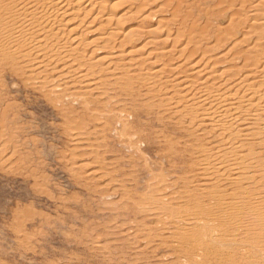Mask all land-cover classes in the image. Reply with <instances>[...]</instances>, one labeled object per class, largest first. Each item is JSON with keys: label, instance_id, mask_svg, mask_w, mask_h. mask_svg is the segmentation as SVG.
<instances>
[{"label": "rangeland", "instance_id": "rangeland-1", "mask_svg": "<svg viewBox=\"0 0 264 264\" xmlns=\"http://www.w3.org/2000/svg\"><path fill=\"white\" fill-rule=\"evenodd\" d=\"M94 1L97 6L83 22L81 29L86 28V31L79 37L80 45L76 50L86 55L96 49L91 56H85L92 63L97 56L104 55L107 49L102 48L103 45H116L132 28L143 31L133 37L138 38L137 45L131 49L133 57H154L157 50L167 47L172 50L171 55H167L173 57L170 61L182 62L181 58H176L179 53L175 48L185 45V37L177 38V46L172 41L168 44L145 42L152 37L150 29L159 27V20L166 19L170 21L171 29L183 31V25L178 24L180 20L182 23V17L172 14L176 4L180 5L184 17L193 11V19L201 25L206 22V17L211 16L210 11L226 8L223 13L219 11L223 17H210L212 31L227 26L233 17L243 23L237 28L239 33L235 38L233 36L223 48L212 52L214 58L234 44L239 49H248L264 43V8L254 15L248 9L250 4L254 2L255 5L259 0ZM220 2L224 3L221 7ZM76 7L75 0H72L69 8L75 10ZM239 8L242 13L238 12ZM99 10L101 16L91 22L92 15ZM82 12L68 16H77L71 23L80 22ZM105 15L109 16L107 20ZM175 19L179 21L176 23ZM69 26L62 22L56 27L60 28L59 32L67 34L65 29ZM81 29L77 30L78 34ZM109 32L114 36L104 38ZM74 43L70 41L69 45H76ZM206 43L213 45L212 41H203V45ZM152 57L147 60L154 59ZM195 57L197 60L200 55ZM229 57L214 65L211 62L210 66L214 67L210 69L219 71L231 67L234 63L229 62ZM20 64L11 60L4 68L0 65V264H198V259H187L173 247L176 232L172 235L161 233L157 237L149 232L151 227L159 226L158 221L166 215L149 211L142 198L149 193L147 184L153 178L157 181L164 179L163 187L175 181L176 185L169 186L166 192L184 191L189 183V188L200 187L199 177H192V182L189 178V183L183 181L190 175L183 167L190 165L197 156V150L191 148H199L213 136L211 133L198 135L200 128L196 125L201 120L187 125L188 119L178 123L181 116L173 114V110L163 107L159 112H152L144 109L142 102L148 91L145 87L137 89L140 95L135 96L136 103L129 97L112 101L98 99L97 102L96 96L82 91L84 88L77 85L78 82L68 85L69 89H57L53 82H48V94L45 88H34L24 73H19ZM57 64L56 68H59L61 62ZM149 67L146 63L143 66L144 69ZM29 69L32 73V66ZM74 89H82L80 96L74 98L69 93ZM187 102H180L179 108ZM110 108L120 110L119 114L123 109H133L135 116L122 115L126 121L132 122L134 130H141L139 135L146 139L145 142H137L136 149L129 148L121 141L123 139L117 137L121 129L119 123H111L116 130L111 125L103 130L101 117L97 115L98 122L90 117L93 112L102 113ZM76 133L84 140L74 142L76 140L71 137ZM104 136L105 140H102ZM167 145L174 146L172 154L167 153L170 149ZM95 169L99 172H94ZM196 194L203 199L201 191Z\"/></svg>", "mask_w": 264, "mask_h": 264}, {"label": "bare ground", "instance_id": "bare-ground-1", "mask_svg": "<svg viewBox=\"0 0 264 264\" xmlns=\"http://www.w3.org/2000/svg\"><path fill=\"white\" fill-rule=\"evenodd\" d=\"M71 2L72 0H0L1 67L4 68L11 60L20 62L19 73L23 72L34 88H45L48 94V82H53L57 89H69L68 85L78 82L77 85L84 88L82 91L96 96L97 102L98 99L112 101L122 97L135 101V96L140 95L137 89L145 87L148 91L145 94L146 100L142 102L144 109L152 112H159L163 107L173 110V114L181 116L178 123L182 119H188L187 125L201 120L196 125L200 128L198 135L211 133L212 140L199 148H191L197 150V156L190 165L183 167L190 174L183 181L189 183V178L192 182V177H199L200 187L189 188V183L184 191L169 190V194L166 190L169 186L176 185L175 181L163 187L164 179H151L147 184L149 193L144 194L142 200L149 211L153 210L155 215L163 213L166 217L160 219L159 226L151 227L149 232L156 234V237L161 236V233L172 235L176 232L173 247L187 259H198V264H264V43H258L257 48L248 49H239L234 44L214 58L212 52L223 48L233 36L235 38L239 33L237 28L243 23L233 17L229 19L227 26H217L212 31L210 17H223L220 12L223 13L226 8H220V12L213 11L214 9L212 13L210 11L211 16L206 17V22L201 25L193 19V11L187 12L184 17L180 5L176 4L172 14L182 17V23L180 20L178 24L183 25V31L171 29L170 21L166 19L159 20V27L150 29L152 37L145 42L168 44L172 41L176 45L179 36L185 37L184 46L177 50L174 46L179 53L176 58H181L182 62H171L173 57L169 58L167 55L172 50L167 47L157 50L154 57L148 56L154 59L147 60V56L146 59L142 56L133 57L132 48L138 42V38L133 37L142 30L132 28L116 45H103L102 48L107 49L104 55L97 56L92 63L85 56H91L96 49L86 55L76 50L80 45L79 37L86 31V28L81 29L83 22L97 6V2L75 0V10L69 8ZM221 2L220 7L224 4ZM253 3H249L250 8L248 7L252 15L264 8V0H259L255 5ZM241 6L244 9V4ZM240 9L242 8L238 9L239 13ZM81 10L83 16L80 22L71 23L77 16H68L78 15ZM101 12L99 10L92 15L91 22L98 19ZM108 18V15L104 16L105 20ZM256 20L258 19L255 18L254 22ZM62 22L70 24L65 29L67 34L59 32L60 28L56 27ZM254 22L251 23H257ZM80 29L78 34L77 30ZM110 36H114V33L109 32L104 38ZM70 41L76 45H69ZM203 41H212L213 45H203ZM197 55L200 58L196 60ZM227 56H230L229 62L234 63L231 67L219 71L210 69L214 67L210 66L211 62L214 65ZM58 62H61V66L56 68ZM145 63L151 67L144 69ZM30 66L32 73H29ZM190 75L194 78H190ZM75 90L69 91L74 98L81 93L80 89ZM182 101L188 102L179 108ZM116 102L117 100L113 103ZM85 107L88 109L87 105ZM112 109L103 110L102 113L93 112L90 117L97 121L99 115L102 129L110 128L113 122L119 123L121 129L117 132L118 139H123L121 141L129 148L136 149L137 142L143 140L139 135L141 130H134L132 122L126 121L122 115L126 113L135 116L133 109L128 111L122 108V114H119L120 110ZM112 129H115L114 126ZM71 138L76 140L74 142L81 140L78 133ZM102 140H105V136ZM172 147L166 148L170 151L167 150L168 154L173 153ZM99 169L94 172H99ZM197 191L203 193L202 200L197 197ZM144 210L146 209L142 211Z\"/></svg>", "mask_w": 264, "mask_h": 264}]
</instances>
